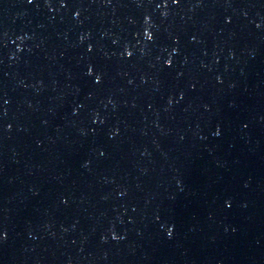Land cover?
I'll return each mask as SVG.
<instances>
[{"label":"water","instance_id":"obj_1","mask_svg":"<svg viewBox=\"0 0 264 264\" xmlns=\"http://www.w3.org/2000/svg\"><path fill=\"white\" fill-rule=\"evenodd\" d=\"M0 264H264V0H0Z\"/></svg>","mask_w":264,"mask_h":264}]
</instances>
